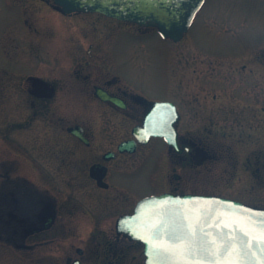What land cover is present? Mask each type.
<instances>
[{
	"label": "flooded vegetation",
	"instance_id": "flooded-vegetation-1",
	"mask_svg": "<svg viewBox=\"0 0 264 264\" xmlns=\"http://www.w3.org/2000/svg\"><path fill=\"white\" fill-rule=\"evenodd\" d=\"M3 1L12 9V19L0 31V264H145L140 242L115 227L117 219L131 213L136 203H131L123 179L132 170L133 156H138L134 170L150 166L157 177L164 169V155L173 175L196 158L192 138L180 131L181 124L192 123L195 110H191L196 106L194 88L187 87L180 76L181 63L171 52L166 90L143 91L134 86L143 82L129 77L127 61L130 40L147 35V27L98 13L65 12L50 0ZM97 21L106 23L105 30ZM42 29L54 31L69 53L66 74L61 75L67 80L52 78L54 67L45 49L37 46L36 35ZM111 32L114 36L99 60L98 39ZM204 76L199 74L200 79ZM190 78L197 79L194 70ZM37 79L47 91L36 86ZM97 90L114 101H103ZM48 94L50 98L44 97ZM59 94L76 95L83 105L103 108V126L129 129L130 135L121 140H91L86 126L79 124L75 126L81 128L84 140H70L74 149L58 143L54 152L52 140H20L13 135L31 125L37 115L48 116L46 104ZM248 96L261 97L255 89ZM37 101L43 102L42 108ZM160 102L174 106L173 127L180 151L160 137H151L145 144L136 142L133 152L119 151L121 143L133 139L131 130L141 126ZM187 106L188 117L183 109ZM53 174L61 177L66 194L59 195L45 181ZM172 189L175 193L176 187Z\"/></svg>",
	"mask_w": 264,
	"mask_h": 264
},
{
	"label": "rangeland",
	"instance_id": "rangeland-1",
	"mask_svg": "<svg viewBox=\"0 0 264 264\" xmlns=\"http://www.w3.org/2000/svg\"><path fill=\"white\" fill-rule=\"evenodd\" d=\"M11 11L0 0V31L11 21ZM96 24L105 30L106 23ZM144 31V37L130 40L128 75L143 82L134 83L135 87L163 93L170 77L171 52L174 54L182 66V80L196 95L192 123L181 124L180 131L192 138L197 151L190 165L176 171L178 180L173 178L171 162L165 155L158 177L149 171L150 166L134 170L138 156H133L132 170L123 179L131 203L168 189L173 193L175 186V193L216 195L264 207V0H205L180 42L162 38L150 28ZM113 33L98 39L99 60L105 56L103 51ZM36 40L54 67L52 78L67 80L69 77L62 76L69 53L57 34L42 29ZM193 70L196 80L190 78ZM201 73L205 76L200 79ZM254 89L260 101L248 96ZM42 103L37 101V106ZM46 107L48 116L37 115L31 125L15 130L13 135L20 140H52L53 152L58 143L73 148L70 140L77 139L67 128L74 125L84 124L91 140H121L130 135L129 129L103 126V108L83 105L76 95L59 94ZM183 109L188 117L189 107ZM44 179L59 195L68 191L58 175ZM77 192L75 189L73 194Z\"/></svg>",
	"mask_w": 264,
	"mask_h": 264
},
{
	"label": "water",
	"instance_id": "water-1",
	"mask_svg": "<svg viewBox=\"0 0 264 264\" xmlns=\"http://www.w3.org/2000/svg\"><path fill=\"white\" fill-rule=\"evenodd\" d=\"M62 11H80L86 13H100L120 21L138 24L144 27H154L163 38L179 41L190 26L195 14L204 0H51ZM36 86L47 91V86L36 80ZM41 86V87H40ZM51 91V90H50ZM40 95V94H38ZM96 95L102 99L113 100L104 92L97 90ZM43 97V96H37ZM44 97H51L49 94ZM168 105L155 103L146 115L142 126L132 129L134 140L145 144L152 136L163 137L168 145L180 151L177 144V133L173 127L176 117L168 118ZM164 116L162 118V115ZM174 113V109H173ZM164 124V125H163ZM67 131L73 136L84 140L79 126L69 127ZM130 140L120 144L119 151L133 152L135 141ZM95 168L90 170L94 175ZM178 179V176H175ZM213 210L212 215H205L207 210ZM240 213V215H236ZM264 209L244 205L240 202L217 196L196 194L163 193L159 196H150L140 200L133 214L121 217L117 221L118 231L139 240L144 247L146 264H170V256L157 254L153 251V244L162 249L182 248L185 231L194 228L197 235L207 233L208 239L220 246L218 235L223 232H235L240 239H246L250 255L245 259L252 264L253 259L259 260L260 249L251 243L253 234L258 238L257 229H249L243 224L245 216L259 217ZM236 225V227H234ZM250 234L245 237L243 232ZM155 234V235H154ZM231 238V237H229ZM145 241H148L146 243ZM237 245H232L224 258L232 256ZM197 259L206 258L202 253Z\"/></svg>",
	"mask_w": 264,
	"mask_h": 264
},
{
	"label": "snow or ice",
	"instance_id": "snow-or-ice-1",
	"mask_svg": "<svg viewBox=\"0 0 264 264\" xmlns=\"http://www.w3.org/2000/svg\"><path fill=\"white\" fill-rule=\"evenodd\" d=\"M212 211L209 209L204 214L210 216ZM236 215H240V213H236ZM243 224L249 229H257L259 231V237L257 238L253 234L251 243L260 249L261 255L258 261L253 259L252 264H264V213L260 214L259 217L245 216ZM249 234L250 232L248 231L243 232L245 237ZM181 238L184 241L182 248L162 249L160 246L153 244V251L158 255H169L171 258L170 264H248L245 258L250 255L247 248L249 242L246 239H240L235 232L220 233L217 237L220 241L219 247H217L215 241L208 239L207 233L202 232L197 235L194 228L185 231L183 237H178L177 239ZM145 242L148 243V241ZM234 244L237 245L236 250L232 256L225 259L224 253ZM200 253L206 258L197 259V254Z\"/></svg>",
	"mask_w": 264,
	"mask_h": 264
}]
</instances>
